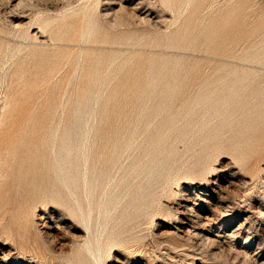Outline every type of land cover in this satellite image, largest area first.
Segmentation results:
<instances>
[{"label":"rangeland","instance_id":"rangeland-1","mask_svg":"<svg viewBox=\"0 0 264 264\" xmlns=\"http://www.w3.org/2000/svg\"><path fill=\"white\" fill-rule=\"evenodd\" d=\"M176 2L0 0V264H264V0Z\"/></svg>","mask_w":264,"mask_h":264},{"label":"bare ground","instance_id":"bare-ground-1","mask_svg":"<svg viewBox=\"0 0 264 264\" xmlns=\"http://www.w3.org/2000/svg\"><path fill=\"white\" fill-rule=\"evenodd\" d=\"M177 0H175V2H176ZM215 1V0H214ZM22 3H23V0H20V3H19V7L22 5ZM177 3V2H176ZM192 4H195V14H198L199 12H201L202 10H204L205 9V5H206V0H179V2H178V4L177 5H179V7H180V9H182V8H184L185 6V8H188V7H190ZM212 6V5H211ZM210 6V7H211ZM14 8H17V7H14ZM18 10V9H17ZM42 24H45V22L43 21L42 22ZM42 27V26H41ZM123 28V27H122ZM7 96H5V98H6ZM6 101H7V98L5 99ZM9 104V103H8ZM8 104H7V102L4 104L5 106L4 107H6V106H8ZM11 107V106H10ZM6 108H8V107H6ZM4 110H5V108H4ZM4 114V113H3ZM3 124V123H2ZM70 175V177L72 178V177H74V174H69ZM74 183H77V181L75 180V182ZM84 183H87V180L84 182ZM78 184V183H77ZM85 189V188H84Z\"/></svg>","mask_w":264,"mask_h":264}]
</instances>
